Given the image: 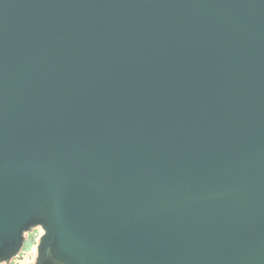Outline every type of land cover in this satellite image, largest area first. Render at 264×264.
I'll return each mask as SVG.
<instances>
[{
	"label": "water",
	"instance_id": "1",
	"mask_svg": "<svg viewBox=\"0 0 264 264\" xmlns=\"http://www.w3.org/2000/svg\"><path fill=\"white\" fill-rule=\"evenodd\" d=\"M264 264V0H0V262Z\"/></svg>",
	"mask_w": 264,
	"mask_h": 264
},
{
	"label": "rangeland",
	"instance_id": "2",
	"mask_svg": "<svg viewBox=\"0 0 264 264\" xmlns=\"http://www.w3.org/2000/svg\"><path fill=\"white\" fill-rule=\"evenodd\" d=\"M43 234L42 227H36L26 232L24 234L25 242L19 253L9 262H0V264H37L38 246Z\"/></svg>",
	"mask_w": 264,
	"mask_h": 264
}]
</instances>
